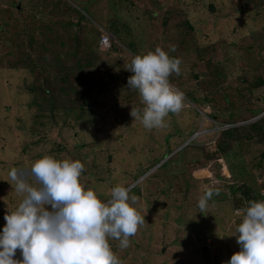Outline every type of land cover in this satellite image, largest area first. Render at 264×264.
I'll return each instance as SVG.
<instances>
[{
	"label": "rangeland",
	"instance_id": "1",
	"mask_svg": "<svg viewBox=\"0 0 264 264\" xmlns=\"http://www.w3.org/2000/svg\"><path fill=\"white\" fill-rule=\"evenodd\" d=\"M15 3H20L21 12L15 11ZM51 3L0 0V22L13 16L15 26L8 28L7 35L14 37L23 28L26 34L16 40L25 41L30 32L39 35L33 18L40 11L47 16ZM88 4V10L82 11V27L96 29L97 35L101 28L113 34L118 57L112 51L106 58L122 77L119 84L123 82L124 94L132 57L159 46L181 61L179 74L172 73L169 82L195 98L178 112H170L164 127L146 129L130 115L131 107H143L138 92L131 91L125 99L117 96V110L111 107L105 113L106 119L109 113L114 118L113 127L105 125L106 133L97 131L94 141L87 137L88 145L76 149V160L84 164L81 182L86 188L106 200L113 186L123 184L129 196L136 197L139 214L145 216L146 222L129 237L127 248H119V240L112 238L110 246L121 264H222L239 251L235 228L248 201L238 187H249L258 200H264V135L251 136L247 126L264 117V0H92ZM173 45L175 51H170ZM10 49L18 47L3 36L0 229L6 223L5 214L15 209L21 197L12 187L15 182L9 171L16 168L34 183L30 165L42 147L30 145L38 138L31 129L50 139L64 137L68 150L74 148L73 135L79 129L63 120L52 128L46 123L34 126L42 112L26 85L32 77L9 67L14 61ZM246 121L232 139L220 131ZM105 140L103 145L92 144ZM61 157L75 160L67 152ZM209 187L219 191L201 211L198 199ZM18 256L22 259L19 249L14 258Z\"/></svg>",
	"mask_w": 264,
	"mask_h": 264
},
{
	"label": "clouds",
	"instance_id": "2",
	"mask_svg": "<svg viewBox=\"0 0 264 264\" xmlns=\"http://www.w3.org/2000/svg\"><path fill=\"white\" fill-rule=\"evenodd\" d=\"M105 31L113 37L111 46L103 50L98 41V47L107 52L115 39L103 28L100 38ZM170 51H175L174 45ZM180 63L159 46L132 57L127 87L138 92L143 107H131L130 115L144 128L164 127L165 117L183 107L185 93L169 82L172 73L179 74ZM243 123L247 121L226 127ZM83 170L78 159L43 155L30 165L34 183L16 168L9 171L15 182L12 187L21 199L4 216L0 264H121L109 238L119 240V248H127L129 237L146 222L145 216L139 214L134 206L136 197H130L123 184L113 186L110 197L101 200L93 188L81 182ZM218 191L205 189L197 204L201 211ZM234 235L239 251L222 264H264V200L248 202ZM18 249L22 259L14 258Z\"/></svg>",
	"mask_w": 264,
	"mask_h": 264
},
{
	"label": "trees",
	"instance_id": "3",
	"mask_svg": "<svg viewBox=\"0 0 264 264\" xmlns=\"http://www.w3.org/2000/svg\"><path fill=\"white\" fill-rule=\"evenodd\" d=\"M90 1L92 2V0H52L51 5L53 6L48 9L47 16H45L44 11H40L33 18L37 24L35 31H39V35L30 32L25 41L16 40V37L20 38L21 35L26 34V30L23 28V30L20 28V31L13 34L14 37L7 35L8 28L12 29L15 26L13 16L5 17L0 22V32H2L0 42L4 36V38L12 39L13 45L18 47V49L9 50V55L14 56L12 58L14 61L9 63V67L23 70L32 77V80L26 82V85L31 89L35 103L42 112L38 114L39 117L36 116L34 119V126L39 123L40 125L46 123L47 127L52 128L63 120V123H70L73 127L79 128L78 132L73 135L75 139L74 148L69 150L64 137L61 140L57 137L50 139L47 134L40 135L39 132L36 133L31 129V135L38 136V138L32 139L30 145H37L38 143L42 147L35 152V156L37 155L38 158L43 155H52L58 159H63L61 154L67 152L76 160V149L88 145L87 137L94 141L97 131L98 135L106 133L105 125L113 127L114 118L109 113L106 119L105 113L111 107L112 110H117L116 105L120 104L115 101L117 96H122L125 99L127 95L128 97L131 95V91H136L128 88L124 94L123 82L119 84L122 77L113 71V64L109 63L106 58L112 51L114 56L118 57L117 46L113 43L109 51L100 50L98 41L101 34L99 32L98 35L94 34L96 29L89 30L82 27V21L85 20L83 13L84 10H88L87 6H89ZM210 7L214 8L213 3L210 4ZM14 8L16 12L22 11L20 3H15ZM8 11L11 12V10ZM237 11L242 12V9ZM254 12L255 10H253ZM251 13L252 11L249 14ZM16 26H19L18 23ZM26 40L28 41L26 42ZM37 51L40 54L38 57ZM189 98L195 99L190 95ZM245 124L231 126L220 131L227 135L226 137L233 138L236 136L235 132L240 131L239 127ZM247 126L251 131L249 133L251 136L255 134L264 135V117L249 123ZM105 142L106 140L102 143L99 141V143L92 144L103 145ZM225 142L223 139L220 146L226 144ZM28 144L26 143V145ZM44 144L52 147L46 146L45 149ZM29 149L26 148V152H30ZM173 179L174 177L170 178V181L172 182ZM137 185L132 187L130 191L136 190ZM238 188L248 202L258 201L257 193H254L249 187ZM235 190L233 189L234 193H236ZM150 222L153 225V222Z\"/></svg>",
	"mask_w": 264,
	"mask_h": 264
},
{
	"label": "built area",
	"instance_id": "4",
	"mask_svg": "<svg viewBox=\"0 0 264 264\" xmlns=\"http://www.w3.org/2000/svg\"><path fill=\"white\" fill-rule=\"evenodd\" d=\"M112 39H113L112 35H111L109 32L105 31V32L102 34V36H101V38H100V40H99V47H100L101 49H103V50H107V49H109L110 46H111ZM171 85H172V87H173L174 89H177V90L181 91L176 85H174V84H172V83H171ZM183 94H184V93H183ZM184 101H185V102H184L183 107H184V106H188L189 102H191V101L189 100V98H188L185 94H184Z\"/></svg>",
	"mask_w": 264,
	"mask_h": 264
},
{
	"label": "water",
	"instance_id": "5",
	"mask_svg": "<svg viewBox=\"0 0 264 264\" xmlns=\"http://www.w3.org/2000/svg\"><path fill=\"white\" fill-rule=\"evenodd\" d=\"M165 247H163V250H164Z\"/></svg>",
	"mask_w": 264,
	"mask_h": 264
}]
</instances>
